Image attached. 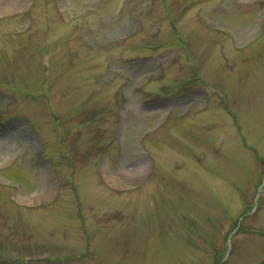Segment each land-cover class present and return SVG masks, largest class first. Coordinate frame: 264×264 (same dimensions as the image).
Wrapping results in <instances>:
<instances>
[{
  "label": "rangeland",
  "instance_id": "374dc122",
  "mask_svg": "<svg viewBox=\"0 0 264 264\" xmlns=\"http://www.w3.org/2000/svg\"><path fill=\"white\" fill-rule=\"evenodd\" d=\"M0 264H264V0H0Z\"/></svg>",
  "mask_w": 264,
  "mask_h": 264
}]
</instances>
